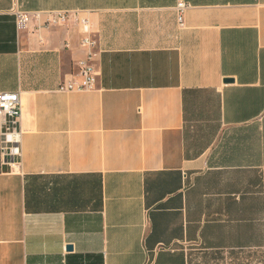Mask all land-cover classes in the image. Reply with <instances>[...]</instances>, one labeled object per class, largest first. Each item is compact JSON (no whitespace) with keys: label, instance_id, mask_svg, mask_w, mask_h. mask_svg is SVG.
Segmentation results:
<instances>
[{"label":"crops","instance_id":"0c3cea01","mask_svg":"<svg viewBox=\"0 0 264 264\" xmlns=\"http://www.w3.org/2000/svg\"><path fill=\"white\" fill-rule=\"evenodd\" d=\"M16 9L88 16L95 90L59 91L79 26L19 28ZM16 91L0 264H264V0H0Z\"/></svg>","mask_w":264,"mask_h":264},{"label":"built area","instance_id":"2783aa9c","mask_svg":"<svg viewBox=\"0 0 264 264\" xmlns=\"http://www.w3.org/2000/svg\"><path fill=\"white\" fill-rule=\"evenodd\" d=\"M182 1L177 2V18L179 24H183L182 13L186 8ZM17 27L25 28L30 23H35V28L60 26L68 22L78 25L80 28V44L85 49V57L78 61L77 76L78 82L68 80L60 84L59 91H92L97 87L96 80L98 73L94 67V60L97 56L98 41L92 31L91 21L81 11H23L14 10ZM21 102L19 92L0 93V125L1 141L0 152L5 162L12 167L15 163L13 157L21 155L22 134L20 130Z\"/></svg>","mask_w":264,"mask_h":264},{"label":"rangeland","instance_id":"374dc122","mask_svg":"<svg viewBox=\"0 0 264 264\" xmlns=\"http://www.w3.org/2000/svg\"><path fill=\"white\" fill-rule=\"evenodd\" d=\"M234 264H243V259L241 255L234 256ZM252 264H255V262L252 261Z\"/></svg>","mask_w":264,"mask_h":264},{"label":"water","instance_id":"95a60500","mask_svg":"<svg viewBox=\"0 0 264 264\" xmlns=\"http://www.w3.org/2000/svg\"><path fill=\"white\" fill-rule=\"evenodd\" d=\"M224 81H225V82H232L233 80H230V79H228V78H224Z\"/></svg>","mask_w":264,"mask_h":264}]
</instances>
